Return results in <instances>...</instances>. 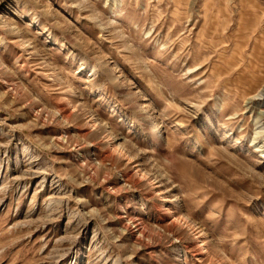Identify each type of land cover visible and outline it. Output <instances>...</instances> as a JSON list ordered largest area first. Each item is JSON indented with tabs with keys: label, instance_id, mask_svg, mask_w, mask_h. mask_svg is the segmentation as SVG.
<instances>
[{
	"label": "rangeland",
	"instance_id": "rangeland-1",
	"mask_svg": "<svg viewBox=\"0 0 264 264\" xmlns=\"http://www.w3.org/2000/svg\"><path fill=\"white\" fill-rule=\"evenodd\" d=\"M0 264H264V0H0Z\"/></svg>",
	"mask_w": 264,
	"mask_h": 264
},
{
	"label": "bare ground",
	"instance_id": "bare-ground-1",
	"mask_svg": "<svg viewBox=\"0 0 264 264\" xmlns=\"http://www.w3.org/2000/svg\"><path fill=\"white\" fill-rule=\"evenodd\" d=\"M262 96V95H261ZM257 123V122H256ZM255 134H259V133H255Z\"/></svg>",
	"mask_w": 264,
	"mask_h": 264
}]
</instances>
